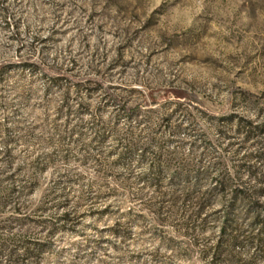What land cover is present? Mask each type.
<instances>
[{
  "label": "rangeland",
  "instance_id": "rangeland-1",
  "mask_svg": "<svg viewBox=\"0 0 264 264\" xmlns=\"http://www.w3.org/2000/svg\"><path fill=\"white\" fill-rule=\"evenodd\" d=\"M0 264H264V0H0Z\"/></svg>",
  "mask_w": 264,
  "mask_h": 264
},
{
  "label": "trees",
  "instance_id": "trees-1",
  "mask_svg": "<svg viewBox=\"0 0 264 264\" xmlns=\"http://www.w3.org/2000/svg\"><path fill=\"white\" fill-rule=\"evenodd\" d=\"M6 23H7V25H9V23H10L7 18H6ZM172 93L174 94V97L176 99H187V94H185V92H181V91H178V90H174ZM250 97L254 98L251 95H250ZM151 98L153 100H155V98H153L152 94H151ZM124 109H126V108L124 107ZM127 147H129V149H135L137 147V144L134 143V142H132V141H129L128 144H127ZM186 198H187V196H186ZM197 205H199L198 202L197 201L195 202L194 199L190 198L189 200H187L186 206H187V209L188 210H186V211H190L193 208L196 209ZM71 216H72V213L66 212L63 215V218H65V220H67V217H71ZM73 217H75V216H73Z\"/></svg>",
  "mask_w": 264,
  "mask_h": 264
}]
</instances>
